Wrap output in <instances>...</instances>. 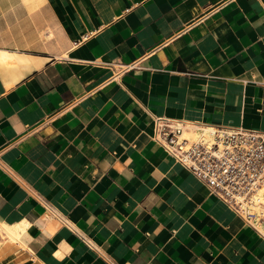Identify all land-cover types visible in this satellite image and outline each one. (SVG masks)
<instances>
[{"label":"crops","instance_id":"0c3cea01","mask_svg":"<svg viewBox=\"0 0 264 264\" xmlns=\"http://www.w3.org/2000/svg\"><path fill=\"white\" fill-rule=\"evenodd\" d=\"M0 50L6 260L264 264V234L151 136L264 131V0H0Z\"/></svg>","mask_w":264,"mask_h":264},{"label":"built area","instance_id":"2783aa9c","mask_svg":"<svg viewBox=\"0 0 264 264\" xmlns=\"http://www.w3.org/2000/svg\"><path fill=\"white\" fill-rule=\"evenodd\" d=\"M152 140L248 225L264 223V131L154 117Z\"/></svg>","mask_w":264,"mask_h":264},{"label":"bare ground","instance_id":"6f19581e","mask_svg":"<svg viewBox=\"0 0 264 264\" xmlns=\"http://www.w3.org/2000/svg\"><path fill=\"white\" fill-rule=\"evenodd\" d=\"M9 57H10L9 53L0 50V61H7ZM259 196L264 197V186H262L261 190L259 191ZM259 226L261 231L264 232V223H261ZM20 232L21 230L17 227V225L15 226L5 222H0L1 239H5V241H13L12 243L16 242L18 245L22 246L23 244L19 240Z\"/></svg>","mask_w":264,"mask_h":264},{"label":"rangeland","instance_id":"374dc122","mask_svg":"<svg viewBox=\"0 0 264 264\" xmlns=\"http://www.w3.org/2000/svg\"><path fill=\"white\" fill-rule=\"evenodd\" d=\"M4 241H5V239L0 238V247H2L4 245L3 244ZM3 256L4 255L0 251V264H16L14 261L6 260ZM31 264H35V263L32 262Z\"/></svg>","mask_w":264,"mask_h":264}]
</instances>
